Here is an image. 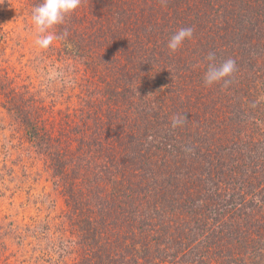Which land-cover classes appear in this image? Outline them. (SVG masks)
Here are the masks:
<instances>
[{"label": "trees", "instance_id": "trees-1", "mask_svg": "<svg viewBox=\"0 0 264 264\" xmlns=\"http://www.w3.org/2000/svg\"><path fill=\"white\" fill-rule=\"evenodd\" d=\"M55 32L88 92L53 116L0 69V106L60 183L73 264H264V0H81Z\"/></svg>", "mask_w": 264, "mask_h": 264}, {"label": "rangeland", "instance_id": "rangeland-1", "mask_svg": "<svg viewBox=\"0 0 264 264\" xmlns=\"http://www.w3.org/2000/svg\"><path fill=\"white\" fill-rule=\"evenodd\" d=\"M36 37L27 1L0 0V69L30 90L35 83L33 102L62 116L91 77L81 61L61 55L57 41L40 49ZM34 149L0 106V264H73L78 248L60 183Z\"/></svg>", "mask_w": 264, "mask_h": 264}, {"label": "clouds", "instance_id": "clouds-1", "mask_svg": "<svg viewBox=\"0 0 264 264\" xmlns=\"http://www.w3.org/2000/svg\"><path fill=\"white\" fill-rule=\"evenodd\" d=\"M81 5V0H41V2L33 7L31 12V20L37 33L35 44L40 49H48L54 41L66 38L67 33L58 36L55 28L62 25L66 18L74 13ZM193 36V28L182 27L176 30L167 41L166 47L171 53L179 50L186 40H190ZM208 67L204 74V83L211 86L216 83L223 82L225 86L229 82V78L236 71V62L234 59H227L223 63L217 65L215 63L214 54L206 57ZM188 122L186 115H174L171 118L172 128H177Z\"/></svg>", "mask_w": 264, "mask_h": 264}]
</instances>
